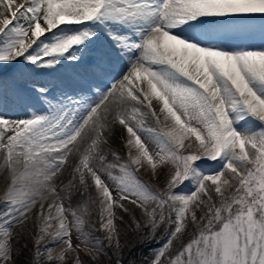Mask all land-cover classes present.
<instances>
[{"label":"snow or ice","instance_id":"obj_1","mask_svg":"<svg viewBox=\"0 0 264 264\" xmlns=\"http://www.w3.org/2000/svg\"><path fill=\"white\" fill-rule=\"evenodd\" d=\"M0 158V264H264V0H0Z\"/></svg>","mask_w":264,"mask_h":264},{"label":"rangeland","instance_id":"obj_2","mask_svg":"<svg viewBox=\"0 0 264 264\" xmlns=\"http://www.w3.org/2000/svg\"><path fill=\"white\" fill-rule=\"evenodd\" d=\"M255 43L258 45V44H259V41L257 40ZM10 115L12 116V118H15V114H14V113H12V114H10ZM256 123H259V122L257 121ZM147 124H148V126H154V123L151 122V121L147 122ZM257 130H258V129H257ZM115 146H116V147H119L118 144L115 145ZM121 152H123V149H121ZM2 163H3V160H2V158H0V164H2ZM215 167H217L216 164H214V163L210 164V166L208 167V172L211 173L212 169H214ZM140 176H141L145 181H149V182H151V181H150V178H149V175L146 173V171L141 170V172H140ZM162 179H163V177H162ZM191 188H193V185H192V184H188V185H186V187L184 188V191L186 192V191H188V190L191 189ZM73 203H74V205H75V201H74ZM93 211H95V209H93ZM92 220H93V221L96 220L95 215H93ZM29 227H31V225H29ZM122 227H123V226H122ZM16 231H17V232H21L22 235L24 236L23 239H19V240L16 241V248L19 249V246H22V247H25V248H27V249H29V250L32 249L31 240L29 239L28 234H27V233H23V232H22V229H20L19 227L16 228ZM73 241H74V243H75V242H78V241L76 240V237H75V236H73ZM153 247H155V245H153ZM18 251H19V250H18ZM18 251H17V253H18ZM59 251H60V247H59V246L55 247V248L53 249V255H55V254L58 253ZM17 253H16V256H17ZM96 255H97V253H96L95 251L82 253V257H83V259H84L85 261L91 260L92 257H93V256H96ZM98 258H99V257H98Z\"/></svg>","mask_w":264,"mask_h":264},{"label":"trees","instance_id":"obj_3","mask_svg":"<svg viewBox=\"0 0 264 264\" xmlns=\"http://www.w3.org/2000/svg\"><path fill=\"white\" fill-rule=\"evenodd\" d=\"M18 253L16 256V261L17 264H30V257L32 255V249H27L25 247L19 246ZM145 255H151V252L147 247L138 249L135 254L134 258L139 262L142 256ZM99 260L106 261V257L104 256H99ZM89 261V260H88Z\"/></svg>","mask_w":264,"mask_h":264}]
</instances>
